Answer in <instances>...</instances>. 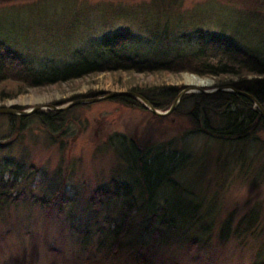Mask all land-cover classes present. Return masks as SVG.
<instances>
[{"label": "rangeland", "instance_id": "374dc122", "mask_svg": "<svg viewBox=\"0 0 264 264\" xmlns=\"http://www.w3.org/2000/svg\"><path fill=\"white\" fill-rule=\"evenodd\" d=\"M199 31L228 38L264 59V0H0V41L36 69L63 67L78 53L89 56L100 39L117 32L133 35L127 55L167 60L194 52ZM201 81H209L203 85L207 90L220 84L191 72H102L30 89L0 102V108L61 106L134 86L183 90L202 87ZM32 95L42 101L18 103ZM193 105V100L180 104L159 119L113 99L77 105L57 133L38 118L19 130L18 121L0 114V171L10 166L7 177L18 176L14 195L22 198L0 215V264H97L80 249L86 230L93 243L109 242L106 235L121 229L124 215L122 198L91 206L95 191L115 179L133 187L139 204L147 199L141 173L122 152L133 139L159 146L165 155H186L190 162L172 175L173 189L163 187L153 199L175 201L165 235L146 236L149 224L142 215L151 212L143 211L123 239L136 241L134 251L126 246L118 264H137L136 255L148 249L151 264H264V131L234 144L196 134L188 117ZM58 191L57 201L69 202L53 215L61 208L66 226L55 217L48 222L46 211L32 202Z\"/></svg>", "mask_w": 264, "mask_h": 264}, {"label": "trees", "instance_id": "16d2710c", "mask_svg": "<svg viewBox=\"0 0 264 264\" xmlns=\"http://www.w3.org/2000/svg\"><path fill=\"white\" fill-rule=\"evenodd\" d=\"M132 40L133 35L130 32L106 35L94 46V51L90 52L89 56L78 53L73 63L50 69L33 68L21 55L0 41V102L17 98L28 93L30 89H44L102 72L129 75L133 73L191 72L199 76L214 77L219 80V86H231L238 91L248 93L264 109V59L245 51L232 40L199 31L195 38L194 52L178 54L167 60H142L138 56L127 55L126 49ZM226 77L230 78V81L224 83L223 78ZM181 90L182 88L179 86H134L130 89V91L144 96L153 107L159 110L171 105ZM107 94L105 92L95 93L89 97L96 98ZM113 100L129 108L149 111L143 103L133 97L118 96ZM192 100L194 105L188 112V117L192 124V131L196 134H203L208 138L234 144L251 140L254 134L264 131V118L261 111L245 96L229 91L213 94L192 93L185 95L180 104L184 105ZM72 110H48L32 116H11V118L19 122V130H23L30 120L38 118L50 132L57 133L63 129L68 114ZM149 112L151 113V111ZM151 114L155 118H163ZM122 152H124L123 156L131 159V168L133 170L137 168L141 173L140 179L147 199L140 201L141 204H139V201H136L133 187L127 182H119L115 179L95 191L94 197L90 201L91 206H101L106 202L122 198L121 208L124 215L121 229L106 235L111 238L109 242L99 238L98 242L93 243L89 239L90 233L86 230L85 237L87 239L84 237L80 249L85 251L88 257H96L97 264L105 263V260L106 264L120 263L121 257L128 252L126 246L131 247L132 252L134 251L136 241L131 238L130 242L125 244L123 239L132 229V222L137 220L143 211L151 212L142 215L143 221L149 224L145 229L146 236L152 234L156 240L161 235L162 237L165 235L162 228L170 224L169 220L171 219L167 220L166 217L171 216L172 209L175 210L173 207L175 201H154L153 199L163 187L165 190L171 191L175 184V181L174 184H171L172 175L186 168L190 162L186 155L179 157L176 152L165 155L160 151L159 146L153 148L147 144H140L139 140L134 139L127 148L123 147ZM4 167L5 170L0 171V215L7 207L19 206L22 202L21 195H14L18 176L7 177L12 172H6L10 166L4 165ZM60 195V191H58L50 199L42 198L32 202L46 211L48 222L52 217H55L57 221L66 226L61 218L63 214L61 208L53 215L59 204H62L64 210L69 202L57 201ZM177 211L183 214L185 208L182 212L181 208H177ZM158 223L160 228L157 226ZM50 251L59 253L51 247ZM148 251L149 249L145 253L136 255L137 264H151L152 260Z\"/></svg>", "mask_w": 264, "mask_h": 264}, {"label": "water", "instance_id": "95a60500", "mask_svg": "<svg viewBox=\"0 0 264 264\" xmlns=\"http://www.w3.org/2000/svg\"><path fill=\"white\" fill-rule=\"evenodd\" d=\"M204 87L205 86H202V87L190 86V87L183 89L179 93L177 98L175 99V102L173 103V105L167 111H160V110L156 109L155 107H153V105L145 97H143L142 95H140L136 92L122 91V92H111L105 96L97 97V98L75 100V101H72V102H70L64 106H55L52 104L35 105L32 108L25 109V110L17 109L14 106L5 107V108H0V114L19 116V117H27V116L34 115V114H36L40 111H43V110L65 111V110L71 109L77 105L98 103V102H102L105 100L114 99L115 97H118V96H130V97H134V98L138 99L139 101H141L145 105V107L147 109H149L153 114L160 116V117H167L174 112V110L179 106L182 98L187 94H191V93L213 94V93L220 92V91H229V92H234V93H237L239 95L245 96L249 100H251L259 108V110L262 113V117L264 118L263 107L253 96L249 95L248 93L238 91L231 86H218V87L213 88L212 90H206V89H204Z\"/></svg>", "mask_w": 264, "mask_h": 264}, {"label": "bare ground", "instance_id": "6f19581e", "mask_svg": "<svg viewBox=\"0 0 264 264\" xmlns=\"http://www.w3.org/2000/svg\"><path fill=\"white\" fill-rule=\"evenodd\" d=\"M209 81H201L200 85H204ZM42 101V99L40 97H36V96H27L24 99L18 100V103H40Z\"/></svg>", "mask_w": 264, "mask_h": 264}]
</instances>
